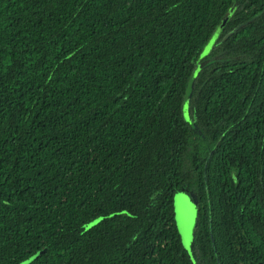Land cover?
Here are the masks:
<instances>
[{
    "label": "trees",
    "instance_id": "trees-1",
    "mask_svg": "<svg viewBox=\"0 0 264 264\" xmlns=\"http://www.w3.org/2000/svg\"><path fill=\"white\" fill-rule=\"evenodd\" d=\"M43 248L264 264V0H0V264Z\"/></svg>",
    "mask_w": 264,
    "mask_h": 264
},
{
    "label": "water",
    "instance_id": "water-1",
    "mask_svg": "<svg viewBox=\"0 0 264 264\" xmlns=\"http://www.w3.org/2000/svg\"><path fill=\"white\" fill-rule=\"evenodd\" d=\"M174 203H175L176 220L179 230L184 240L188 242L192 237L196 223V218H197L196 206L186 193L176 194ZM122 213H127V211L124 210L122 211ZM103 218L104 216H99L96 219L90 221L87 225V228H90L98 224ZM45 250L46 248L37 251L32 256L22 261L20 264H30L32 261L37 259Z\"/></svg>",
    "mask_w": 264,
    "mask_h": 264
},
{
    "label": "rangeland",
    "instance_id": "rangeland-1",
    "mask_svg": "<svg viewBox=\"0 0 264 264\" xmlns=\"http://www.w3.org/2000/svg\"><path fill=\"white\" fill-rule=\"evenodd\" d=\"M215 38V37H214ZM214 38L212 39V41L210 42V44L207 46V50L210 48V46H211V44H212V42L214 41Z\"/></svg>",
    "mask_w": 264,
    "mask_h": 264
}]
</instances>
